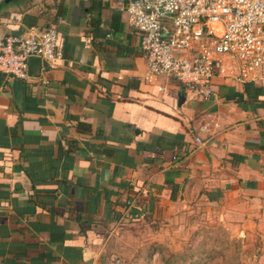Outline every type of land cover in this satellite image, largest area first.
Wrapping results in <instances>:
<instances>
[{"label": "crops", "instance_id": "0c3cea01", "mask_svg": "<svg viewBox=\"0 0 264 264\" xmlns=\"http://www.w3.org/2000/svg\"><path fill=\"white\" fill-rule=\"evenodd\" d=\"M116 1L0 0V37L54 27L62 54L0 74V264H111L200 205L264 222V68L147 84Z\"/></svg>", "mask_w": 264, "mask_h": 264}, {"label": "built area", "instance_id": "2783aa9c", "mask_svg": "<svg viewBox=\"0 0 264 264\" xmlns=\"http://www.w3.org/2000/svg\"><path fill=\"white\" fill-rule=\"evenodd\" d=\"M115 4L140 33L146 60L141 80L147 84L167 77L208 99L213 78L250 82L264 68V0H117ZM32 58L41 62V72L56 68L62 54L57 51L54 27L43 31L31 27L25 35L0 37L1 75L28 81Z\"/></svg>", "mask_w": 264, "mask_h": 264}, {"label": "rangeland", "instance_id": "374dc122", "mask_svg": "<svg viewBox=\"0 0 264 264\" xmlns=\"http://www.w3.org/2000/svg\"><path fill=\"white\" fill-rule=\"evenodd\" d=\"M206 207L178 213V221L154 238L143 233L131 245L127 242L114 260L118 264H264V222L223 219L220 206Z\"/></svg>", "mask_w": 264, "mask_h": 264}]
</instances>
